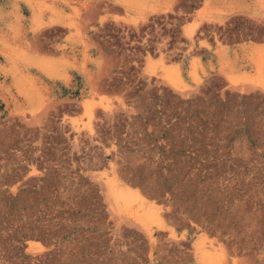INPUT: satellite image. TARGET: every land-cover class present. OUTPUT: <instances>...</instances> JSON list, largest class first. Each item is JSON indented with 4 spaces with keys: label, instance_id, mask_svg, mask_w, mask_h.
Segmentation results:
<instances>
[{
    "label": "rangeland",
    "instance_id": "rangeland-1",
    "mask_svg": "<svg viewBox=\"0 0 264 264\" xmlns=\"http://www.w3.org/2000/svg\"><path fill=\"white\" fill-rule=\"evenodd\" d=\"M0 264H264V0H0Z\"/></svg>",
    "mask_w": 264,
    "mask_h": 264
},
{
    "label": "bare ground",
    "instance_id": "bare-ground-1",
    "mask_svg": "<svg viewBox=\"0 0 264 264\" xmlns=\"http://www.w3.org/2000/svg\"><path fill=\"white\" fill-rule=\"evenodd\" d=\"M208 5V4H207ZM207 7V6H206ZM202 12V11H201ZM197 14L196 15H200V12H196ZM220 19V18H219ZM196 20V19H195ZM213 21H215L214 19H213ZM194 22H196V21H194ZM199 25V24H198ZM196 26V24H193V26L192 27H195ZM197 28V27H196ZM89 129V128H88ZM114 179V178H113ZM124 189V188H123ZM126 191V190H125ZM138 191V190H137ZM139 192V191H138ZM137 196H138V194H137ZM152 233V231H149V234H151ZM170 234V233H169ZM34 246H37V244H33V243H30L29 244V247L30 248H32V247H34Z\"/></svg>",
    "mask_w": 264,
    "mask_h": 264
}]
</instances>
